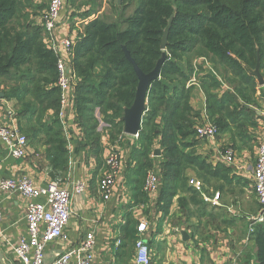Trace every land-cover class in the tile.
<instances>
[{
    "label": "crops",
    "instance_id": "0c3cea01",
    "mask_svg": "<svg viewBox=\"0 0 264 264\" xmlns=\"http://www.w3.org/2000/svg\"><path fill=\"white\" fill-rule=\"evenodd\" d=\"M49 1H29L30 5L24 12L27 15L21 21L32 24L29 30L42 26V17ZM71 1H68L71 12H62L56 35L59 40L64 36L71 37L76 43L86 24L102 15L108 5L94 6L89 0H76L73 8ZM42 34L44 42L51 48L44 30ZM177 63L188 79L167 84L171 94H177L179 89L184 88L190 97V104L197 113L194 117L195 130L204 123L220 119V113L212 116L209 108V95L203 83L208 73L224 86L219 87L217 93L226 102V109L223 110V105L221 107V113L226 116L223 126L217 123L219 134L216 141L199 138L197 134L183 139L187 143L184 150L193 161L185 168L186 182L176 189L168 210L164 208L165 202L160 192L156 196H149L144 191V181L139 184L131 182L133 172L125 166V159L127 154L131 155L133 145L138 144L139 135L126 134L120 139L123 131L114 139L111 124L101 119L99 128H102L100 140L103 151L97 152L93 140L78 124L76 110L69 116L68 126L64 129L68 140L69 165L66 170L58 169L48 154L45 135L41 132L31 135L29 128L24 127L15 99L7 96L9 85L4 83V77H0V92L5 95L0 98V120L8 123L13 116L12 120L29 138L27 155L21 159L12 157L0 140V178L28 175L39 185H47L57 178L66 182L71 176L89 181L87 191L74 197L72 217L66 228L70 239L53 242L47 248L46 260L49 264L66 250L78 245L89 231H93L96 238L97 264H137L135 243L125 248L123 239L127 228H133L138 238L137 227L141 222L147 223L143 237L152 244L151 264H258L254 231L250 232V227L251 218L261 211L253 172L258 148L264 139V85L257 83L252 100L245 102L235 94L231 85L224 83L225 75L217 71L216 63L209 57L184 58ZM262 74L264 76V68ZM78 81L77 78L74 82V91ZM99 111L96 110L98 117ZM52 113L49 111L48 116ZM108 116L113 117V113L109 112ZM117 138L119 142H127V145L119 144ZM112 147L120 151L124 166L113 196L105 200L99 189V177L105 174V157ZM227 147L235 151L233 164L226 163L219 155L218 149ZM99 158L103 159L101 164ZM154 159L160 163L163 161L160 137L155 138L153 143L151 161ZM191 179L203 182L202 191L191 185ZM216 193H220V198L214 202ZM28 201L20 193L0 190V207L3 211L0 224L1 264H22L9 242L17 244L28 234L25 218ZM257 226L254 223V230ZM184 231L188 234V240L183 238Z\"/></svg>",
    "mask_w": 264,
    "mask_h": 264
},
{
    "label": "trees",
    "instance_id": "16d2710c",
    "mask_svg": "<svg viewBox=\"0 0 264 264\" xmlns=\"http://www.w3.org/2000/svg\"><path fill=\"white\" fill-rule=\"evenodd\" d=\"M29 1L0 0V77L10 86L7 96L15 99L22 124L33 126L29 129L31 135L38 132L45 135L55 167L66 170L69 150L59 118L58 56L44 42L42 26L29 30L32 24L21 22L27 15L24 12ZM134 2L137 6L127 14ZM171 18L169 43L164 51L162 38ZM124 46L145 73L151 72L164 52L167 53L160 78L149 89L139 133L141 147L133 151L136 163L135 170H131V182H145L153 143L160 137L163 149V161H159L163 184L160 194L168 210L176 189L186 182L185 168L193 161L184 150L187 143L183 139L196 134L197 113L184 88L173 95L167 82L188 79L177 61L207 56L216 63L217 71L225 75L235 94L250 102L258 82L249 69L256 67L258 52L261 69L264 68V0H129L127 3L116 0L111 16L102 14L91 19L75 43L70 64L79 79L74 103L77 122L100 153L103 148L96 110L100 109L101 119L111 124L115 138L124 131L125 109L133 105L139 85ZM203 83L211 114L220 113L216 121L218 126H223L226 115L221 112L226 109V102L217 93L220 83L210 73ZM49 111H53L50 117ZM109 112L113 117L108 116ZM99 160L101 164L103 159ZM126 232L125 248L137 240L133 228H127ZM253 236L257 263L264 264V224H258Z\"/></svg>",
    "mask_w": 264,
    "mask_h": 264
},
{
    "label": "built area",
    "instance_id": "2783aa9c",
    "mask_svg": "<svg viewBox=\"0 0 264 264\" xmlns=\"http://www.w3.org/2000/svg\"><path fill=\"white\" fill-rule=\"evenodd\" d=\"M65 0H50L42 17V26L46 37L51 43V49L57 54V81L60 89L59 118L63 129L68 126L69 116L75 110L74 82L77 79L71 66L75 40L71 37H57L56 32L60 25ZM3 122L0 120V140L7 146L12 157L21 159L27 155L29 139L21 130L16 121ZM98 117V116H97ZM101 120V116L98 117ZM102 128H99L101 131ZM199 138L216 141L219 127L214 122L204 123L196 129ZM126 133L119 137L122 139ZM219 150L220 157L228 164H233L236 154L232 147ZM106 171L99 183V189L105 200L113 196L115 186L121 177L124 162L120 151L116 147L109 149L105 157ZM254 188L261 206L260 213L251 218L250 232L253 225L264 223V139L259 145L257 161L253 172ZM190 183L202 191L203 182L191 179ZM160 170H149L144 183V191L149 196H156L160 192ZM89 187L86 178L68 177L66 182L57 178L47 185H39L28 175L19 178H0V190L20 193L28 198L25 218L28 225V234L17 244L10 245L22 264H49L47 262V248L56 241H68L69 234L66 228L73 213V201L77 195L84 194ZM220 193L213 197L214 202L219 200ZM3 221V211L0 207V224ZM138 229V238L135 241L136 263L151 264L152 249L144 239L147 223L141 222ZM96 238L93 231H89L85 238L75 247L66 250L51 264H97L95 254ZM1 264V262H0Z\"/></svg>",
    "mask_w": 264,
    "mask_h": 264
},
{
    "label": "water",
    "instance_id": "95a60500",
    "mask_svg": "<svg viewBox=\"0 0 264 264\" xmlns=\"http://www.w3.org/2000/svg\"><path fill=\"white\" fill-rule=\"evenodd\" d=\"M120 2V0H119ZM173 23V18L169 20V23L164 31L162 38L161 48L166 51L169 43V33ZM124 51L128 60L133 64V67L139 78V85L137 88L136 98L133 105L125 109L123 116L124 121V132L128 135L137 136L142 130V124L144 115L147 110V100L149 89L154 81L160 78L162 65L167 57V53L164 52L162 58L157 62L156 67L149 73H145L137 64L135 59L132 57L130 51L124 46ZM261 54L258 52L257 65L254 69H249L250 73L256 77L257 82L260 86L264 85V76L261 69ZM4 93L0 92V98H4ZM183 238L188 240V234L186 231L182 233Z\"/></svg>",
    "mask_w": 264,
    "mask_h": 264
},
{
    "label": "rangeland",
    "instance_id": "374dc122",
    "mask_svg": "<svg viewBox=\"0 0 264 264\" xmlns=\"http://www.w3.org/2000/svg\"><path fill=\"white\" fill-rule=\"evenodd\" d=\"M69 0H65V7H64V11H63V13L64 12H66L67 14H69V11L71 12V9H70V4H69V2H68ZM125 1V3H127V2H129V0H120V3H122V2H124ZM71 3H72V7L74 8L75 7V5H76V0H72L71 1ZM89 3L90 4H94V6H101V5H105V3H107V8H106V10L103 12V16H105V17H107V16H111L112 15V13H113V4L114 3H116V0H89ZM137 6V3L136 2H134V3H132V7H130L128 10H127V14L128 13H130L131 12V10L133 9V8H135ZM74 13V12H73ZM224 83L227 85H230L228 82H227V79L226 78H224ZM4 83L6 84V81H4ZM13 86H14V84H12ZM10 87V86H9ZM219 87H224L223 85H221V84H219ZM7 90H10V88L9 89H7ZM216 124H217V122L216 121H214ZM19 127H20V125H19ZM24 127L26 128H31V129H33V126L31 125V124H29V123H24ZM21 128V127H20ZM22 130V129H21ZM115 139V138H114ZM117 140V142H119L118 141V138L116 139ZM135 141V140H134ZM134 141H132V142H134ZM119 144H121V145H123V146H126L127 145V142H124L123 140L121 141V142H119ZM141 147V143L138 141V144L137 145H133V148H132V151H131V155H129V154H127L126 155V159H125V166L127 167V169H130V170H135V168L134 167H131V166H134L135 165V163H136V161L135 160H133V151H134V149H138V148H140ZM133 164V165H132ZM154 169H159L160 170V177L162 176V168H161V164L159 163V160H157V159H154L153 161H151L150 162V165H148L147 166V168H146V170H145V177H144V179H146V176H147V173H148V171L149 170H154ZM101 178H102V176H100L99 177V180H101ZM142 182V181H141ZM135 241H136V239H135ZM135 241L133 242V243H135ZM131 244V243H130Z\"/></svg>",
    "mask_w": 264,
    "mask_h": 264
}]
</instances>
